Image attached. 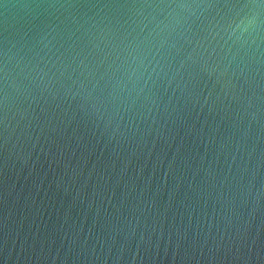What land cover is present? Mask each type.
Returning <instances> with one entry per match:
<instances>
[{
	"label": "water",
	"instance_id": "water-1",
	"mask_svg": "<svg viewBox=\"0 0 264 264\" xmlns=\"http://www.w3.org/2000/svg\"><path fill=\"white\" fill-rule=\"evenodd\" d=\"M0 264H264V0H0Z\"/></svg>",
	"mask_w": 264,
	"mask_h": 264
}]
</instances>
